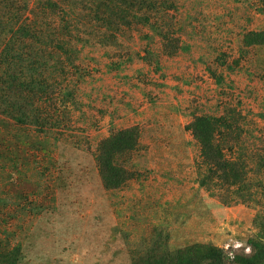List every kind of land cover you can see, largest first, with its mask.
Wrapping results in <instances>:
<instances>
[{
    "label": "rangeland",
    "instance_id": "rangeland-1",
    "mask_svg": "<svg viewBox=\"0 0 264 264\" xmlns=\"http://www.w3.org/2000/svg\"><path fill=\"white\" fill-rule=\"evenodd\" d=\"M263 29L264 0H0V264H212L210 247L247 264L264 44L244 36Z\"/></svg>",
    "mask_w": 264,
    "mask_h": 264
},
{
    "label": "trees",
    "instance_id": "trees-1",
    "mask_svg": "<svg viewBox=\"0 0 264 264\" xmlns=\"http://www.w3.org/2000/svg\"><path fill=\"white\" fill-rule=\"evenodd\" d=\"M244 44L247 46L254 44H264V29L251 30L247 32L244 36ZM193 130L206 151L213 152V155L220 159L221 154L219 152L217 153L216 147L213 144V123L210 122L206 117H199L193 123ZM136 139V131L134 129H128L113 137L107 144L104 154L108 173L104 179L108 187H115L119 185L125 176V171L113 164L111 155L116 151L132 148ZM216 250V247H210L209 249H206L207 257H210L209 261H211L212 264H223L225 259L222 256V251L216 252ZM246 258L247 264L259 263L260 260L264 259V244L257 242L254 246L252 254L248 255ZM233 259L234 262H238V255L234 256ZM197 263L199 264V261H194V264Z\"/></svg>",
    "mask_w": 264,
    "mask_h": 264
}]
</instances>
